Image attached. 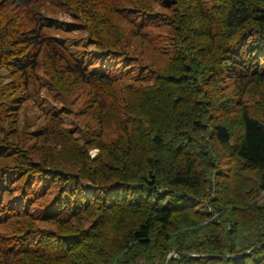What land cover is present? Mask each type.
I'll list each match as a JSON object with an SVG mask.
<instances>
[{"label":"trees","instance_id":"trees-1","mask_svg":"<svg viewBox=\"0 0 264 264\" xmlns=\"http://www.w3.org/2000/svg\"><path fill=\"white\" fill-rule=\"evenodd\" d=\"M174 250L264 264V0H0V264Z\"/></svg>","mask_w":264,"mask_h":264},{"label":"rangeland","instance_id":"rangeland-1","mask_svg":"<svg viewBox=\"0 0 264 264\" xmlns=\"http://www.w3.org/2000/svg\"><path fill=\"white\" fill-rule=\"evenodd\" d=\"M59 16L60 17H64V18H69V15L67 13H63V12L59 13ZM2 79H6V75L5 74L2 77ZM49 86L51 87V90L55 93L56 92L55 88L51 84H49ZM56 100H58V99H54L51 94L47 95L45 102L40 103V101L37 100L36 107L33 108V110H31L30 112L34 113V112L40 110L41 108H48V109L55 110V109H57ZM67 119H68L69 122H74V117L73 116H68ZM93 151H94V149H93Z\"/></svg>","mask_w":264,"mask_h":264},{"label":"water","instance_id":"water-1","mask_svg":"<svg viewBox=\"0 0 264 264\" xmlns=\"http://www.w3.org/2000/svg\"><path fill=\"white\" fill-rule=\"evenodd\" d=\"M256 246H257V245H256ZM256 246H254V247H256ZM249 250H250V249H249ZM249 250H246L245 252H247V251H249ZM177 253H178V252H177L176 250H174V251L168 256V259H167L166 264H170L172 258L175 257ZM182 254H184V255H199V254H197V253H191V252H184V253H182Z\"/></svg>","mask_w":264,"mask_h":264},{"label":"built area","instance_id":"built-area-1","mask_svg":"<svg viewBox=\"0 0 264 264\" xmlns=\"http://www.w3.org/2000/svg\"><path fill=\"white\" fill-rule=\"evenodd\" d=\"M95 150H96V149H94V151H93V150H92V151L95 152Z\"/></svg>","mask_w":264,"mask_h":264}]
</instances>
